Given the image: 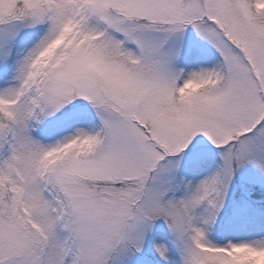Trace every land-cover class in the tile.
Returning <instances> with one entry per match:
<instances>
[{
    "label": "snow or ice",
    "instance_id": "1",
    "mask_svg": "<svg viewBox=\"0 0 264 264\" xmlns=\"http://www.w3.org/2000/svg\"><path fill=\"white\" fill-rule=\"evenodd\" d=\"M0 264H264V0H0Z\"/></svg>",
    "mask_w": 264,
    "mask_h": 264
}]
</instances>
